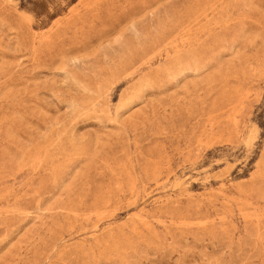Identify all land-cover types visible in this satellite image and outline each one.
I'll list each match as a JSON object with an SVG mask.
<instances>
[{
    "label": "rangeland",
    "instance_id": "1",
    "mask_svg": "<svg viewBox=\"0 0 264 264\" xmlns=\"http://www.w3.org/2000/svg\"><path fill=\"white\" fill-rule=\"evenodd\" d=\"M0 264H264V0H0Z\"/></svg>",
    "mask_w": 264,
    "mask_h": 264
}]
</instances>
